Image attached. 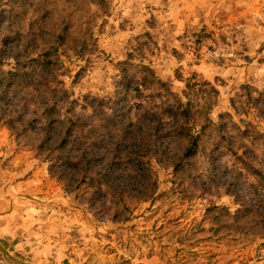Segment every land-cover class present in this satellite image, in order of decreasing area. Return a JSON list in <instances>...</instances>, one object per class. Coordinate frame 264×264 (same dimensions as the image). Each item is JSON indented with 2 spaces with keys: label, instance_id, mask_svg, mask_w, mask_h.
I'll use <instances>...</instances> for the list:
<instances>
[{
  "label": "rangeland",
  "instance_id": "1",
  "mask_svg": "<svg viewBox=\"0 0 264 264\" xmlns=\"http://www.w3.org/2000/svg\"><path fill=\"white\" fill-rule=\"evenodd\" d=\"M0 264H264V0H0Z\"/></svg>",
  "mask_w": 264,
  "mask_h": 264
},
{
  "label": "trees",
  "instance_id": "2",
  "mask_svg": "<svg viewBox=\"0 0 264 264\" xmlns=\"http://www.w3.org/2000/svg\"><path fill=\"white\" fill-rule=\"evenodd\" d=\"M57 40H59V38ZM45 54L47 55L48 53H45ZM142 77H143V80H142L141 85H143L145 88H149L152 84L158 83V80L155 78L153 71L149 67L142 66ZM188 103H182V102L177 103L173 107L166 109L167 111L165 112L167 114L163 112V115H162L163 117H157L158 114L155 115L157 117V125H159L162 119L167 118V120L169 121L170 131H172L173 134L177 138L182 139L186 142V146L184 148V151H183L184 153L182 156L185 159H189L196 153V150L198 148L199 137H200L199 134L194 132V127L196 125L195 118L197 117L196 115H193ZM206 126L207 124L201 125L200 129L201 130L205 129ZM64 141L65 139H62V140L60 139L59 141L56 140V143H57L56 148L58 150L57 155L60 156L58 162L62 164V166L65 167L64 169L66 170L68 169L81 170L80 166H81V161H83L82 157H79V158H72V157H67V156L64 157L63 153L61 152L62 142ZM137 155L138 156L136 158L137 160H139L140 156L139 154ZM96 176H97V180L101 182L100 178H103V177L100 174H97ZM58 178L59 180L63 182V179H62L63 177L59 176ZM90 180H92V178ZM101 185L112 191H116V188L113 187L112 183L103 181ZM94 186L95 185L91 184L88 187L90 188L93 187L95 189V192L100 193L101 188L100 187L97 188V186L96 187ZM96 190H99V191H96ZM251 212H253V209H251Z\"/></svg>",
  "mask_w": 264,
  "mask_h": 264
}]
</instances>
